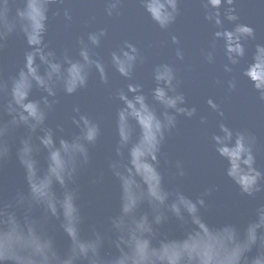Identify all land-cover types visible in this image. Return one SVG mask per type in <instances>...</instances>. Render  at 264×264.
I'll use <instances>...</instances> for the list:
<instances>
[{
  "label": "water",
  "instance_id": "water-1",
  "mask_svg": "<svg viewBox=\"0 0 264 264\" xmlns=\"http://www.w3.org/2000/svg\"><path fill=\"white\" fill-rule=\"evenodd\" d=\"M0 264H264V0H0Z\"/></svg>",
  "mask_w": 264,
  "mask_h": 264
}]
</instances>
